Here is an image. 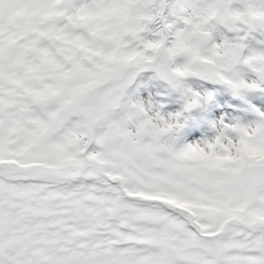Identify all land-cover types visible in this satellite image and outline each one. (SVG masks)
<instances>
[{
  "label": "snow or ice",
  "instance_id": "1",
  "mask_svg": "<svg viewBox=\"0 0 264 264\" xmlns=\"http://www.w3.org/2000/svg\"><path fill=\"white\" fill-rule=\"evenodd\" d=\"M0 264H264V0H0Z\"/></svg>",
  "mask_w": 264,
  "mask_h": 264
}]
</instances>
